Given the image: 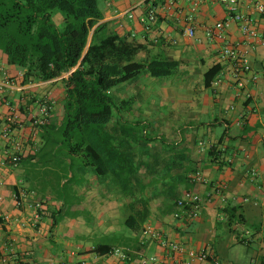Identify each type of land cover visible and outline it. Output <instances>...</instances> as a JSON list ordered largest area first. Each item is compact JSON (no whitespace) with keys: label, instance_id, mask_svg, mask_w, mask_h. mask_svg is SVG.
Instances as JSON below:
<instances>
[{"label":"crops","instance_id":"0c3cea01","mask_svg":"<svg viewBox=\"0 0 264 264\" xmlns=\"http://www.w3.org/2000/svg\"><path fill=\"white\" fill-rule=\"evenodd\" d=\"M254 1L238 0L239 10L252 17L257 34L244 33L234 21L224 38L210 36L207 31L208 26L227 18L219 0H176L173 7L167 6V0H102V8L99 6L100 22L106 23L109 31L146 46L138 61L155 56L179 61V75L166 84L168 112L193 122L185 123L184 130L166 131L176 149L189 155L182 163V179L175 182V200L186 189L204 197L197 217L184 214L178 219L173 216L175 200L163 193L152 200L146 225L161 233L162 239H158L120 231L125 200L118 193L103 185L96 191H72L71 205L81 193L85 204L75 205L85 209L94 201L93 211L103 215L96 227L98 237L121 233L138 237L140 243L134 246L116 245L132 252L125 260L111 252L92 251L97 242L87 228L78 227L73 215L67 225L58 223L61 209L57 205L63 204L62 197L67 195L60 194L49 181L51 171L59 172L51 157L53 143L43 138L33 123L40 118L50 123L61 121L63 106L58 101L64 93L62 77L67 76L22 84V70L8 64L0 50V117L9 113L18 117L11 142L21 144L20 161L11 164L2 155L9 143L0 131V264H141L143 256L152 255L158 257L154 264H174L177 257L163 245L164 239L205 249L226 264H264V13L256 11ZM151 9L156 12L155 21L148 18ZM192 26L194 35H183ZM227 43L248 53L250 70L244 74L243 88L235 85L233 62L220 55ZM215 65H220V71L206 86L205 73ZM216 79L220 81L214 85ZM147 86L155 87L157 82L142 74L121 85L117 94L133 97L132 109H139L140 91ZM135 88L141 90L135 92ZM60 160L58 166L65 161ZM198 172L202 179L195 178ZM101 198L105 200L95 201ZM115 211H119L118 218Z\"/></svg>","mask_w":264,"mask_h":264},{"label":"trees","instance_id":"16d2710c","mask_svg":"<svg viewBox=\"0 0 264 264\" xmlns=\"http://www.w3.org/2000/svg\"><path fill=\"white\" fill-rule=\"evenodd\" d=\"M102 18L99 0H0V50L8 64L22 70V84L70 73L62 77L61 121L44 118L33 127L53 143V159L74 164L77 157L79 174L92 172L97 183L125 200V225L139 237L151 201L162 193L175 200V182L182 179V163L189 155L166 136L150 131L149 123L129 119L126 111L133 97L117 93L122 84L142 74L172 75L180 63L158 56L138 61L146 46L109 31ZM219 71L220 65H215L205 73L206 86ZM133 235L110 241L106 237L92 251L107 254L117 244H139Z\"/></svg>","mask_w":264,"mask_h":264},{"label":"built area","instance_id":"2783aa9c","mask_svg":"<svg viewBox=\"0 0 264 264\" xmlns=\"http://www.w3.org/2000/svg\"><path fill=\"white\" fill-rule=\"evenodd\" d=\"M176 0H167V6L173 7ZM226 8L227 18L225 20H220L215 22L213 25L207 27L208 34L210 36H216L218 38H224L226 29L231 25L232 22L237 21L240 23L241 29L244 33L248 35H256V30L252 27V17L246 13L239 10L238 0H219ZM254 8L259 13H264V0H255ZM148 18L151 21H155L157 18L154 9H151L148 13ZM185 36L194 35V27H190L183 32ZM221 57L225 59H230L233 62L234 70L233 76L235 79V85L239 88L244 87V74L246 71L250 70V60L248 58V53L245 50L240 49L237 44H225L220 50ZM220 79L214 81V85L218 84ZM50 105L44 107V113H47ZM19 119L14 113H9L7 115L0 117V131L2 137L8 140L9 145L5 147L2 151L4 159L9 161L11 164H17L20 161V148L21 144L17 141L11 142V132L15 125L19 124ZM35 123H44V118L37 119ZM255 171H253L254 173ZM255 174V173H254ZM196 179H202L200 172L196 173ZM17 205L21 204L20 197L15 195ZM204 201V197L198 191L192 189H186L176 200V210L173 212L174 218L178 219L184 214L188 215L190 218H195L200 212V208ZM38 207L41 206L40 203L37 204ZM142 234L151 236L153 238L162 239L160 232L153 230L150 226H145L143 228ZM165 247H168L176 255V260L174 264H194L195 262H203L204 264H226L215 256L210 255V253L205 250H196L190 247L188 244L179 241H169L164 239L162 241ZM113 255L118 256L120 259L125 260L128 256L127 254L115 248L111 251ZM158 261V257L143 256L140 260L141 264H154Z\"/></svg>","mask_w":264,"mask_h":264},{"label":"rangeland","instance_id":"374dc122","mask_svg":"<svg viewBox=\"0 0 264 264\" xmlns=\"http://www.w3.org/2000/svg\"><path fill=\"white\" fill-rule=\"evenodd\" d=\"M99 6L102 8V0H99ZM61 17V14H58ZM56 17V16H55ZM181 69L178 68L176 71V74H172L169 76H164V77H152L155 79L157 82V86L155 87H145L147 90H141V88L137 89L140 91V94L142 95V98L140 99V107L139 109H132V106L130 109L126 111V115L129 119L132 120H138L142 122H146L150 124V131L154 130L155 132H158L159 134H162L166 137H168V134L166 131H177L178 129H182L186 123V125H189L190 123L193 122L192 119L190 118H182L179 116H171L168 112V107L170 106V102L167 98V88L168 86L166 84L169 83L170 80H172L173 77H176V75H179V71ZM70 73H65V76H68ZM124 85V84H122ZM165 88V89H164ZM135 88V92H137ZM163 90L164 94L159 92ZM169 90V89H168ZM119 93V90H118ZM118 95V94H117ZM147 95V96H146ZM56 97V95H54ZM60 107H62L61 101H58ZM54 104V103H53ZM152 110V111H151ZM156 115V116H151ZM195 122V121H194ZM167 127V130H166ZM184 130V129H182ZM54 167H59V172H54L49 175L50 176V182H54L56 186V190H59L60 194L62 195L66 194L67 196L62 197L63 204H58L59 212L57 214L58 216V223L61 225H67L69 221L72 220V215L74 216V219L76 220V224H78V227H84L87 228V231L91 233V236L94 237L93 241L96 243L102 242V241H107L108 239H102L96 235V227L98 225V220L99 218L103 217L102 214H98L96 211H93L94 207V201L89 204L87 208H82L80 206H77L75 204H79L83 202L85 199L83 198L82 194L80 193L78 196H76V200L73 202L74 205H71V193L72 191L75 190H99L98 188H102L101 185H98L95 175L92 172H88L89 175L84 177V174H79L78 173V158L76 157L74 160V164H71L70 160L66 159L65 161L63 160L60 165H57V162H60V158L58 157L57 159H54ZM72 165V166H71ZM83 176V177H82ZM84 178V179H83ZM87 178L89 180L91 178L93 182L87 183L86 181ZM91 181V180H90ZM65 182V184H64ZM88 184V185H87ZM64 200L67 201V204H64ZM88 201H91V199H87ZM97 200H105V198L101 199H95ZM85 204V201H84ZM116 216L119 215V211H115ZM74 213V214H73ZM118 218V216H117ZM252 222H257V220H251ZM118 224V223H117ZM116 224V225H117ZM120 229V228H119ZM121 232L123 231L124 233L130 232V230L127 228L124 222V217L121 219ZM98 231V230H97ZM103 232V230H102ZM59 233V231H58ZM94 233V235L92 234ZM122 235V233H121ZM120 235V236H121ZM89 238V234L87 235ZM97 236V237H95ZM111 238L109 237L110 241Z\"/></svg>","mask_w":264,"mask_h":264}]
</instances>
